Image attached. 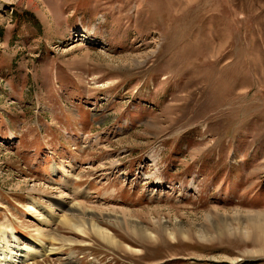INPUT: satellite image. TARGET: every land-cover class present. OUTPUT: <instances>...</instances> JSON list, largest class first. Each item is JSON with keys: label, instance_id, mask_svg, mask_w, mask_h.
<instances>
[{"label": "rangeland", "instance_id": "obj_1", "mask_svg": "<svg viewBox=\"0 0 264 264\" xmlns=\"http://www.w3.org/2000/svg\"><path fill=\"white\" fill-rule=\"evenodd\" d=\"M57 197L120 247L25 264H264V0H0V224Z\"/></svg>", "mask_w": 264, "mask_h": 264}, {"label": "bare ground", "instance_id": "obj_2", "mask_svg": "<svg viewBox=\"0 0 264 264\" xmlns=\"http://www.w3.org/2000/svg\"><path fill=\"white\" fill-rule=\"evenodd\" d=\"M50 170L53 172V170H57V168L52 166L50 167ZM67 205L68 204L62 199V197H57L53 214L47 210L42 211L43 213L37 221H39L41 226H53V229L51 231L38 230L39 232L37 231L35 234L37 237L35 240L30 237L29 239H24V241H22V239H19V236H17L16 230L12 227L10 222L4 221V223L0 224V264H25L29 261L31 263L35 262L36 260H39L34 256L37 255L40 245L47 251V256L60 254L61 247L58 248L56 246L57 244L62 245V248H64V245L69 247H73L76 244L79 245L78 241L61 236L58 233L59 227L81 239L94 237L107 246H112L114 248L120 247L118 241L115 240L113 235L105 228H101L93 222L87 226V219L92 217L90 216L91 214H88L89 209L85 210L86 208L81 206V204H74L70 206L71 208L69 211L65 213L62 210V207ZM28 206H31L29 210L33 208L34 213L36 212V214H40V211L38 210L39 205L35 200L30 201V203L27 204V207ZM57 210L58 212L54 215V212ZM247 216L248 217L244 219L235 217L233 220H229L226 217L220 218V223L217 228L222 229L217 230L216 232L218 234H229L232 233L230 232V230H232L241 234L245 233V236H254L264 244V216L260 214H249ZM130 223H128V225H131ZM55 226H58V228ZM133 228L139 227L134 225ZM246 228H249V230ZM141 232L143 233V231H140V234ZM80 242L86 245L84 241ZM73 258L74 257H72V259Z\"/></svg>", "mask_w": 264, "mask_h": 264}]
</instances>
